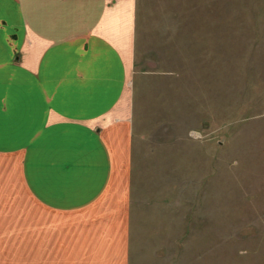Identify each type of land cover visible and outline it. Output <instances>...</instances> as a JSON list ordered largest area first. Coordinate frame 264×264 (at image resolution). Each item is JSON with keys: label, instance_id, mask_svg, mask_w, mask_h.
Here are the masks:
<instances>
[{"label": "rangeland", "instance_id": "obj_1", "mask_svg": "<svg viewBox=\"0 0 264 264\" xmlns=\"http://www.w3.org/2000/svg\"><path fill=\"white\" fill-rule=\"evenodd\" d=\"M134 72L127 264H264V0H137ZM25 249L0 264H86Z\"/></svg>", "mask_w": 264, "mask_h": 264}, {"label": "crops", "instance_id": "obj_2", "mask_svg": "<svg viewBox=\"0 0 264 264\" xmlns=\"http://www.w3.org/2000/svg\"><path fill=\"white\" fill-rule=\"evenodd\" d=\"M136 39L137 0H0V156H18L0 168V239L28 257L129 262L114 160Z\"/></svg>", "mask_w": 264, "mask_h": 264}]
</instances>
